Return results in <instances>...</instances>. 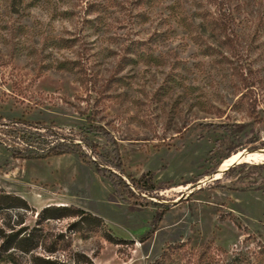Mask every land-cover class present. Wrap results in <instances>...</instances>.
Listing matches in <instances>:
<instances>
[{
	"label": "rangeland",
	"instance_id": "obj_1",
	"mask_svg": "<svg viewBox=\"0 0 264 264\" xmlns=\"http://www.w3.org/2000/svg\"><path fill=\"white\" fill-rule=\"evenodd\" d=\"M28 123L91 155L114 149L102 126L136 195L78 153L28 158L24 130L48 133ZM262 148L264 0H0V264H264V160L218 176Z\"/></svg>",
	"mask_w": 264,
	"mask_h": 264
},
{
	"label": "trees",
	"instance_id": "obj_2",
	"mask_svg": "<svg viewBox=\"0 0 264 264\" xmlns=\"http://www.w3.org/2000/svg\"><path fill=\"white\" fill-rule=\"evenodd\" d=\"M255 113V107L252 108ZM94 117L87 116L86 120L92 123ZM30 126H36L38 128L46 129L48 133L40 132L39 130L33 131L31 129H25L24 136L25 141L27 144L31 145L32 148L26 149L28 158H47L51 156H62L69 153H78L80 158L84 162L90 160V162L94 163L98 172H102L103 175H107L108 178L111 180L114 189L116 192L120 189H124L127 192L131 193V195H136L135 192L130 187L129 183L124 179L125 170H124V163L120 153L118 142L112 137L111 133L105 130L102 126H95L92 124L89 128L90 132H100L103 136H105L108 141L112 142L114 149L110 153H103L97 149L96 144L91 142L88 138L86 142L90 147V151L94 154H88L82 150H77L73 143L75 142L73 138L66 137L62 133L55 131L52 132L51 127L46 126L45 124L41 123H28ZM45 147L42 149V147ZM42 149V152L39 151ZM89 163V162H88ZM132 183L136 185H140L141 183H146L147 186L144 188L146 191H152L156 188L155 183L153 182V172H149L147 175L142 176L141 178H134L130 177ZM19 200L26 203L24 198L17 196ZM143 197H146L143 195ZM163 210L157 211L154 218H153V226L160 221L161 217L169 210L170 205L163 204ZM39 221H47L51 219H64L69 217H79V222L76 225H80L83 229H87V231L91 233H97L100 230L103 231L102 236L107 240H112L113 231L111 228L108 227L106 222L103 218L99 215L93 214L83 208L71 205V206H63V205H49L42 209V211L38 214ZM85 227H84V226ZM152 234V231L148 233V236ZM33 239L31 236L28 238H23L20 240H30ZM34 241V240H33ZM34 244H29L30 250L33 249L35 246ZM84 264L85 262H79ZM46 264H59L55 260L47 259Z\"/></svg>",
	"mask_w": 264,
	"mask_h": 264
},
{
	"label": "bare ground",
	"instance_id": "obj_3",
	"mask_svg": "<svg viewBox=\"0 0 264 264\" xmlns=\"http://www.w3.org/2000/svg\"><path fill=\"white\" fill-rule=\"evenodd\" d=\"M260 160H264V148L253 151H248V150L239 151L238 153L233 154L223 162L221 166V170L218 172V176H221L223 171L240 162H250V161H260Z\"/></svg>",
	"mask_w": 264,
	"mask_h": 264
}]
</instances>
